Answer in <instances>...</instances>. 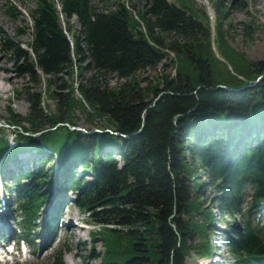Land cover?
<instances>
[{
	"label": "trees",
	"instance_id": "obj_1",
	"mask_svg": "<svg viewBox=\"0 0 264 264\" xmlns=\"http://www.w3.org/2000/svg\"><path fill=\"white\" fill-rule=\"evenodd\" d=\"M207 1L216 19L213 48L205 9L193 0L129 6L57 0L58 12L52 0H33L25 11L29 23L10 5L3 8L21 22L16 36L29 35L20 42L0 34L13 73L25 79L19 93L29 106L25 116L7 106L3 123L15 147L5 152L9 142L0 128V156L15 160L11 155L24 146L43 153L17 169L8 190L15 193L22 238L35 229L54 172L57 191L74 193L77 211L104 227L90 232L83 264L98 257V264H184L189 251L211 255L207 186L220 216L240 220L225 222L222 242L231 258L225 264H264V229L254 216L264 203V61L248 60L226 43L227 6ZM159 64L173 65L174 77L159 74L141 85L138 73ZM74 110L104 127L90 134L70 128ZM86 171L89 180L81 177ZM191 211L199 223L185 219ZM54 215L47 234L55 231ZM193 235L201 242L192 243ZM97 241L100 255L93 251ZM43 264H64L62 254Z\"/></svg>",
	"mask_w": 264,
	"mask_h": 264
},
{
	"label": "rangeland",
	"instance_id": "obj_2",
	"mask_svg": "<svg viewBox=\"0 0 264 264\" xmlns=\"http://www.w3.org/2000/svg\"><path fill=\"white\" fill-rule=\"evenodd\" d=\"M56 8H58L57 0H52ZM126 5L134 4L137 2V0H123ZM196 5H199L200 7L205 9V12L208 17L209 21V28H210V42L213 48V42H214V23L216 22V19L214 18L211 10V4L207 0H193ZM33 0H0V34L6 35L8 37H14L20 40V42H26L29 40V35L24 34L21 36H16L15 26L21 25V22L18 17L14 18L13 16H9L3 8L5 6L10 5L15 10H18L20 14L23 15V19L26 23H29V19L26 16V13L24 12L32 6ZM225 5L227 6V15L224 18L223 26L227 30L228 36H225L224 40L226 43L232 48L237 51H240L246 59L251 61H264V0H224ZM240 5H242V8H240ZM67 24L69 26V34L76 33L78 29V24L74 16H71L67 20ZM61 23V21H60ZM62 25V23H61ZM246 25L247 28V34H245L243 30V26ZM170 55V54H169ZM168 55V57H169ZM13 65L10 60L9 54L2 51L0 48V128L2 129V132L7 135L8 140L10 142V145L14 143V140L12 138V135L9 132L8 127L5 126V121H8L9 114L7 111V106H10L12 111L19 116H25L28 111L29 103L24 98L23 95L19 93V90L25 83V79L18 77L15 75L12 71ZM159 74H164L168 78L174 77L175 70L174 66L167 64L166 66L159 64L155 69L148 70L144 72H139L136 76V79L139 80L141 85L146 84L148 81L151 83L153 82V77H158ZM64 82H69L70 80H73V76L63 75ZM259 80V79H258ZM109 84L113 85L116 84V80L113 78H109ZM42 91V89H41ZM43 104L47 105L48 107L52 108V102L49 98L43 96L42 98ZM73 124L70 128L80 130L82 133L90 134L93 133V131H96L98 128L104 127L105 122L102 120H98L97 118H90L88 120L84 114H82L78 110H74L72 113L71 118ZM3 134V135H4ZM111 147V146H110ZM10 146L7 150V153L9 152ZM34 150H26V152H23V154L19 151L14 152L16 153L12 158H15V160L9 159L10 157H7V153H3L0 156V184H6L13 181V176L17 175V172L15 173V170L17 168L16 165L19 164V159L23 162H29L30 164L35 163L36 160H38L42 155V151L37 154L36 150V156L34 155ZM110 148L107 147L106 151L109 152ZM21 153V154H20ZM26 155V156H25ZM31 155V156H30ZM34 155V156H33ZM56 158V157H55ZM33 160V161H32ZM14 161V162H13ZM32 161V162H31ZM12 162V163H11ZM16 162V164H15ZM11 163V165H10ZM56 159H53L52 163V170L55 169L56 166ZM15 164V165H14ZM14 165V167H13ZM2 166V167H1ZM12 166V167H10ZM75 166V165H74ZM11 168L8 171L6 168ZM29 167V165H28ZM26 165H23V170L28 168ZM4 169V172L2 173V170ZM12 173V178H8L9 174ZM14 173V174H13ZM4 174V175H3ZM51 175V183L48 186V190L46 193V199L40 206V210L36 213L35 219L33 220L32 224L35 228L34 231H30L29 235L26 236L27 239V246L22 247L20 246V250L16 251L13 254H5L4 259L5 262L3 263L0 261V264H43L46 262H49L52 260L53 255L55 252H60L62 254V259L64 264H83L84 263V257L87 255V251L89 250V243H90V232H98L103 233V226L101 224L95 223L92 221V219L86 215H81L79 213V218L81 220V224L84 226L79 231L75 229L76 228H68L64 225H62V222L66 219L65 213H68L74 222L75 226L76 224L80 223L79 220H75L76 217L74 216L76 213H78L74 203H73V197L74 193L72 192H65L61 194L67 195L66 200L68 201L66 205H68V208L66 206L61 207V213L58 217V225L55 228V232L51 233V241H48L45 246L41 247V244L39 245V242L41 240V216L44 209V205L48 200L52 198L54 193L58 194V198L56 199L57 202L61 200L60 198V192H57L54 190L56 180H58L59 175H53V172ZM81 177L83 180H89L91 178L90 171L81 172ZM200 179L204 180L203 175H199ZM24 181V180H21ZM1 190V189H0ZM43 191V190H41ZM55 191V192H54ZM248 195V188L245 190ZM7 193V192H5ZM210 189L205 186L203 187V197H206L208 202L205 203V206L212 211V220H211V227L210 231L208 232V241L211 244V255H213L212 260L218 261L217 264H225L231 261L230 256L225 252V248L222 242V238L224 236V230L225 222H236L239 223V217L237 215H234L233 218L229 217L228 215H221L219 214V211L215 205V203L212 204V201L210 202ZM14 191H10V193H7L5 199L6 201L9 200L10 204V211L9 215L10 217L7 218L10 223L7 225L8 227L13 230L14 233H19L21 236H23L19 231H17L16 227L19 226L18 224V217L19 213L16 210L17 204L13 200L14 198ZM54 201V200H53ZM52 201V203H53ZM6 203V202H5ZM51 203V204H52ZM51 206V205H50ZM50 209V207H49ZM194 211H191L189 215H185V219H190L193 222L199 223L200 218L197 215H192ZM254 216L257 218L256 221H258L260 226H263L264 229V204H262L261 208H258L257 212H254ZM149 227L155 226L154 218L151 217L150 219ZM33 228V229H34ZM0 231H3L2 234L5 232L4 229H0ZM4 236H7V234H3ZM47 236V233L44 234ZM192 243H200L201 238L199 236L193 235ZM152 251V247H149ZM93 251L100 255V253L103 251V246L100 242H95L93 245ZM215 252V254H214ZM154 257V255L152 256ZM98 258L92 259L90 261V264H98ZM202 256L194 254L192 251H189L188 254L184 257V264H201L202 262Z\"/></svg>",
	"mask_w": 264,
	"mask_h": 264
},
{
	"label": "bare ground",
	"instance_id": "obj_3",
	"mask_svg": "<svg viewBox=\"0 0 264 264\" xmlns=\"http://www.w3.org/2000/svg\"><path fill=\"white\" fill-rule=\"evenodd\" d=\"M5 126H6V124H5ZM6 138H7V140H8V137L6 136ZM14 140V139H13ZM8 142H9V140H8ZM9 146H10V149H9V152L8 153H10L13 149H14V147H15V141H14V143H12V145H10V142H9V145H8V147H7V149H6V151L5 152H7V150H8V148H9ZM31 149V151H33V149L32 148H28V147H25L24 146V148H22V149H18V150H15L14 152H21L22 154H23V152H26V150H30ZM13 152V154L11 155V156H14L16 153H14ZM20 153V154H21ZM39 152H37V154H38ZM36 154V150H34V155ZM33 155V156H34ZM26 156V155H25ZM31 156V155H30ZM36 156V155H35ZM33 161V160H32ZM14 162V161H13ZM30 162V161H29ZM29 162H25V161H21L20 159H19V164L20 165H16L17 166V168H16V170H15V173L17 172V169H23L22 167H23V165H26L27 167H28V165H29ZM12 163V162H11ZM11 163H10V165H11ZM15 164H16V162H15ZM14 164V165H15ZM14 165H13V167H14ZM2 167V166H1ZM10 167H12V166H10ZM6 168V167H5ZM11 170V168H6V170L8 171V170ZM53 170H54V168H53ZM4 172V169L2 170V173ZM14 174V173H13ZM4 175V174H3ZM12 173H10L9 174V176H7L8 178H12ZM53 175H54V172H53ZM53 177V176H52ZM51 177V178H52ZM54 183H55V187H54V190L55 191H57V187H56V182L54 181ZM9 183L8 184H6V182L4 183V184H0V229H4L5 230V234H7V236H4L3 234H2V232L3 231H0V242H3V243H5L6 242V239H8V240H10V242H15L16 240H17V238L18 237H20L21 235L17 232V233H14L13 232V230H11L9 227H8V225H7V222H8V224L10 223V221H8L7 220V218L8 217H10V215H9V211H10V202H9V200H7L6 201V199H5V197H6V195H7V193H9L8 192V190H9ZM54 191V192H55ZM64 191V190H63ZM63 191H57V192H60V198H61V200L60 201H58L57 202V198H58V194H56V193H54V195L52 196V198L50 199V200H48L47 202H46V204L44 205V209H43V212H42V216H41V226H40V231H41V240H40V242H39V245L41 244V247H43V246H45V244H47L48 243V241H51V233L50 234H47V236H45L44 234H45V229H46V226H45V224L48 222V218H49V216H51L52 214L54 215V219H56V221H57V223H56V227H57V225H58V217L60 216V214H62L61 212V207L63 206V204H64V206H66L67 208H68V205H66L67 204V200H66V198H67V195H65V194H61V193H63ZM5 192H7V193H5ZM13 200H14V198H13ZM54 200V201H53ZM15 201V200H14ZM52 201H53V203H52ZM6 202V203H5ZM52 203V204H51ZM262 204H264V203H262ZM54 206V208L53 209H51V206ZM49 207H50V209H49ZM59 208V209H58ZM258 211V208L256 209V212ZM79 211H78V213H76L74 216L76 217V220H79L80 221V223H78V224H76L77 225V227L75 226V224H74V222L72 221V219H71V217H69L70 215L68 214V213H65V217H66V219L64 220V222H62V225H64V226H66V227H68V228H76L75 229V231L76 230H80V229H82L84 226L81 224V220H80V218H79ZM61 217V216H60ZM16 229H17V231H19L20 232V230L18 229V226L16 227ZM35 230V229H34ZM33 230V231H34ZM21 233V232H20ZM27 240V239H26ZM214 254H215V252H214ZM5 258V255H3V252H1L0 251V258ZM210 258H209V263L210 264H217L218 263V261H216V260H212L214 257H213V255H210L209 256ZM201 264H206V262H204V261H202V262H200Z\"/></svg>",
	"mask_w": 264,
	"mask_h": 264
},
{
	"label": "water",
	"instance_id": "obj_4",
	"mask_svg": "<svg viewBox=\"0 0 264 264\" xmlns=\"http://www.w3.org/2000/svg\"><path fill=\"white\" fill-rule=\"evenodd\" d=\"M56 11L58 12V8H56ZM261 78V75L257 77L256 80L260 79ZM256 80L254 82H256ZM94 132V131H93Z\"/></svg>",
	"mask_w": 264,
	"mask_h": 264
}]
</instances>
